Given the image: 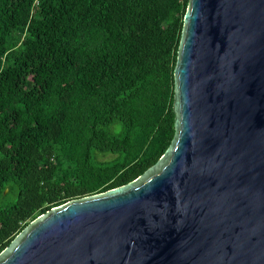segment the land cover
<instances>
[{
  "label": "water",
  "instance_id": "1",
  "mask_svg": "<svg viewBox=\"0 0 264 264\" xmlns=\"http://www.w3.org/2000/svg\"><path fill=\"white\" fill-rule=\"evenodd\" d=\"M173 112L155 164L39 215L0 264H264V0H188Z\"/></svg>",
  "mask_w": 264,
  "mask_h": 264
},
{
  "label": "trees",
  "instance_id": "2",
  "mask_svg": "<svg viewBox=\"0 0 264 264\" xmlns=\"http://www.w3.org/2000/svg\"><path fill=\"white\" fill-rule=\"evenodd\" d=\"M187 6L0 0V252L49 209L163 155Z\"/></svg>",
  "mask_w": 264,
  "mask_h": 264
}]
</instances>
